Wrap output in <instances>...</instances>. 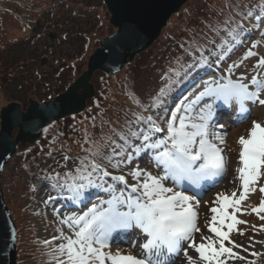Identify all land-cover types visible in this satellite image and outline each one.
Here are the masks:
<instances>
[{
    "label": "snow or ice",
    "instance_id": "1",
    "mask_svg": "<svg viewBox=\"0 0 264 264\" xmlns=\"http://www.w3.org/2000/svg\"><path fill=\"white\" fill-rule=\"evenodd\" d=\"M264 12V4L259 5ZM252 11L246 13V17H252ZM260 20L259 15L256 16ZM227 23V21H226ZM237 27H240L239 25ZM258 27V25H257ZM244 29L241 28V32ZM236 44L241 41L237 38L235 29L228 31ZM264 35V33H262ZM226 43V42H225ZM219 47L223 48L224 44ZM253 48L257 47L253 43ZM232 47L227 51L231 52ZM256 55L249 49L241 58V61ZM225 56L220 54L219 59ZM202 63H208L207 59L201 57ZM196 64L188 65V68ZM239 67L238 64L230 65L229 74L232 69ZM254 70L264 69V57L260 58L253 66ZM177 77L180 76L176 72ZM162 79H166L162 77ZM244 77H238L235 81L229 76L220 80L204 81L202 91H198L191 97L188 95L175 105L171 110L170 117H166L165 127H161L152 116H137V124H146L147 129L131 131L130 136L140 141L139 145L133 146L127 137L121 136L123 146L115 145L111 156L107 157L108 164L114 169H120L122 165L131 164L133 155L139 156L143 151L151 150L154 155L156 167H163V175L154 176L142 172L139 168L132 169L129 173L135 184L129 185L125 175H111L106 168L101 167L100 161L104 159L102 152H92L93 159H80L79 166L75 169V175L66 172L60 181L58 176L51 177L56 180L61 188H66L73 193V199H79L90 188H102L110 193V198L102 201L99 205H93L80 215L67 216L60 221L70 230V235H65L60 229L58 236L51 241H43L45 246L51 247L57 240L60 242L52 247L49 253V264H172L164 258V254H178L182 245L186 243L187 249H193L198 254L202 264H227L228 260L244 261L245 257L239 255L234 249L242 245L236 244L230 239V234L238 232V225L247 224V221L239 219V215L255 213L261 220H264V186L259 188L262 198L257 207L251 212L242 209L241 204L254 193L256 185L264 176V125L253 121L247 137L241 136L238 140L240 145L238 179L241 191L239 196L233 192L231 196L223 193L216 195L212 207L210 221L207 222L208 232L214 234L215 239L201 236V242L197 243L195 234L201 229L197 226L199 204H193L192 197L185 195L182 191L173 187H165L164 181L172 180L179 187L181 181H188L189 184L199 185L200 181L212 177L222 176L226 170V160L223 155V148L211 142L209 137L224 144V135L212 131L214 127L213 105L222 101L225 105L235 102L239 105L242 113H248L245 102L264 106V99L260 93L264 92V78L258 79L253 75L249 83H244ZM171 81L162 87L152 99L150 107L160 108L162 98L170 91L173 83ZM249 84L255 88L249 91ZM139 104V101H135ZM144 111H148L145 108ZM167 112V110H165ZM165 119V117H161ZM247 119V116H244ZM220 127H223L221 125ZM165 133L161 138L157 134ZM120 151L116 152L115 149ZM131 148V153L126 155V149ZM120 157L115 164L112 159ZM68 160V157H64ZM110 177L114 182L107 183L105 178ZM141 177L143 179L141 180ZM124 185L117 193L116 185ZM53 187H56L54 184ZM135 194V195H133ZM55 197H49V200ZM106 205V206H105ZM140 229L147 237L146 242L140 245V255L123 254L120 251L115 253L109 249L110 238L117 230ZM253 227H255L253 225ZM224 229H227L226 231ZM264 231V226L261 227ZM225 241L230 246H225ZM218 245V247H217ZM252 257H258L257 252L249 253ZM187 264H194V260L184 250ZM247 264H256V261H247Z\"/></svg>",
    "mask_w": 264,
    "mask_h": 264
},
{
    "label": "trees",
    "instance_id": "2",
    "mask_svg": "<svg viewBox=\"0 0 264 264\" xmlns=\"http://www.w3.org/2000/svg\"><path fill=\"white\" fill-rule=\"evenodd\" d=\"M9 1L16 0H0L8 3L13 9ZM98 1L105 11L101 0ZM261 4H264V0H189L169 19L153 46L135 56L131 63L122 68L120 74L108 77L99 72L96 94L88 100L84 112L45 127L43 136L33 146L20 145L10 159L16 160L20 173L25 174L29 182V187L24 186L19 197L14 196L18 204L30 198L33 184L37 179L46 178L49 189L56 192V189L61 187L51 177L58 176L62 182L66 172L75 175L80 159H93L90 155L92 152L103 153L101 167L111 171L118 170L108 164L107 157L112 155L115 145L124 143L120 139L121 136L127 137L130 142L132 138L130 132L134 131L133 124L137 116L150 115L156 119L149 111L159 109L150 107L159 90L169 80L179 81L173 83L171 91L162 98L160 110L163 114L174 99L185 90V86L195 74L192 72L198 71L197 62L212 67V61L216 56H220L222 48L219 46L224 44V47H232L233 39L227 35L228 31L235 29L239 38L244 33L237 27L240 26L242 18H246L248 11H252V17L261 13L259 7ZM17 8L19 9L17 16L29 20L25 32L30 33L17 43H8L6 47L0 48V88H3L6 96L12 95V101L22 104L27 101L28 93H31L30 96L37 102H43L53 100L55 96L64 92L66 87L84 72L87 58L98 49L99 41L114 32L106 18L105 27L97 25L99 24L95 18L97 10L94 13L82 10L80 13L83 15L74 22L65 20L62 24L53 22L52 19H63L62 14L70 8L63 0L57 2L52 0L50 5L42 10L43 15L50 16V22L45 25L42 21L46 18L43 20L41 14L37 15L39 9L34 11L32 6ZM34 15L39 16L38 20L41 21L38 27L32 21ZM47 27L57 31L59 38L63 39L62 42L59 40L60 50L51 48L50 38L42 34L43 29ZM74 29L78 31L73 33ZM4 30L6 31L0 26L1 39ZM67 32L69 34H66ZM202 56L208 63L201 62ZM44 57L55 63L46 69L44 75L39 76V83L43 85L41 87L32 82V79L38 78L34 75L32 67L40 63ZM194 63L195 67L188 68V65ZM176 72L180 73L179 77L175 75ZM19 74H24L25 79L19 80ZM50 79H53V83L49 82ZM135 101H139V104ZM145 108H148V111H144ZM164 115L165 113L156 119L158 124L165 120L161 119ZM54 125L60 143L47 133ZM65 156L68 160L64 159ZM116 162L117 157L112 159L111 164ZM54 184L56 187H53ZM9 187L7 191L2 187L3 199H7V194L18 189H13L12 183ZM28 212L27 209L22 211L23 218ZM12 214L10 212L12 221L16 222L17 217L13 219ZM15 227L16 264H49V253L57 243L54 242L51 247L45 246L42 240L36 239L34 230L25 228L20 221Z\"/></svg>",
    "mask_w": 264,
    "mask_h": 264
},
{
    "label": "rangeland",
    "instance_id": "3",
    "mask_svg": "<svg viewBox=\"0 0 264 264\" xmlns=\"http://www.w3.org/2000/svg\"><path fill=\"white\" fill-rule=\"evenodd\" d=\"M51 1L52 0H16L14 2L9 1L13 9L9 7L8 3L0 2V26L6 29V31L4 30L3 38L2 39L0 38L1 39L0 48L6 47L8 43H12V42L17 43L19 39H22L25 36H28L30 33V31L29 33L25 32V28L29 26L30 22L24 17L17 16V11L19 10L17 6H23V7L32 6L34 8V11L39 9L37 11V15L41 14L43 17V20L44 18H46L45 20L47 22L45 20L42 21L43 24L45 25L46 23L50 22L49 20L50 16L49 14L43 15L42 10L46 9L47 6L50 5ZM57 1H61V0H56V2ZM63 1H64V4L66 5L69 4L70 8L68 10H65L64 13L62 14L63 19H59V20L52 19L53 22L58 23V24H62L64 20L66 22H71V21L74 22V20L80 19V16L83 15L80 12L86 9L93 13L97 10L96 15H95V18L98 19L97 22L99 23L97 25H101V27H105L107 25L105 22V18L106 20H108L109 14L106 13V10L104 11V9H102L101 7L102 4L98 0H63ZM14 9L15 11H13ZM37 15H34L35 17H33L32 19L36 27H38L41 22L38 20L39 16ZM257 15L261 17L260 20L256 19ZM257 15H255V17H246V18L243 17L242 18L243 20H241L240 22L241 27H239V29L241 28L244 29L243 31L244 33L238 38L241 41L240 44H236L235 41L233 40L232 42L233 50L231 52L227 51V47H223L220 54H223L225 58L223 60H220L219 56H216L215 58L216 63H214L213 61L215 60H213L212 67H206V66H203L204 64L197 62V66H199V69L197 72L191 71L192 73H195L193 74V76L195 75L200 78L206 77L204 81H209L212 78H213L212 80H216V79L220 80L221 78L225 76H229L232 80L235 81L238 77L243 76L245 78L243 81L244 83H249L253 75H257L258 79L264 78V69H260L259 71H256L253 68V66L257 63V61L260 58L264 57V35H262V33H264V12H261ZM18 20H20V22ZM77 31H78L77 29L76 30L74 29L73 33ZM42 34H44L46 37L49 34L51 35L53 34L52 40L49 41L50 46L51 48L60 50L59 40L62 42L63 39H61V37L59 38V33H57V31H54L53 29H49L47 27V29H43ZM66 34H69V32H67ZM253 43H256L257 47L253 48L252 47ZM249 49H251L254 53H256V55L248 58L247 60L241 61V58L245 55V53ZM42 59H45L46 61L45 65H42V61H41ZM41 60H40L41 61L40 63L38 62L37 64H34V66L32 67V71L34 75L38 77L36 79H32V82L34 84H37L38 86L43 87V85L39 83V79H40L39 76L44 75L46 69H49L50 67H52L53 62L55 63V61H51L50 59L46 57L41 58ZM233 64H238L239 67L233 68L231 74H229L228 68L230 65H233ZM98 75L99 73L95 74L91 78V81H90L92 84H94L95 87L97 86V83H98L97 82ZM18 76H19V80L21 81L25 79L24 74H19ZM201 80L197 81L195 83V86L192 88V90L186 93L188 96L191 97L192 95H195L196 90L197 92L203 90L202 88L203 83L200 84ZM49 82L53 83V79H50ZM254 90L255 88L249 84V91H254ZM30 94L31 93L27 94L28 99L25 103L22 104V103L17 102L19 105H21V108H23L24 111L27 108L28 101L34 100L30 96ZM11 96H12L11 94L9 96H6L5 93L3 92V88H0V110L2 109V107L9 105V103L11 102H14L12 101ZM182 97L183 95L178 98H175L174 102L168 108L167 112H164L165 120L162 122V124H160L161 127H165L166 117H170L171 110L175 108V105L179 103ZM260 98L264 99V92L260 93ZM222 107H223L222 111L227 109V105L225 104H222ZM255 108L256 106H253L251 108V111L249 110L248 115H246L247 119H244L245 115L234 117L232 116L233 115L232 113L225 111V113L223 112L224 117H221L220 120H218L217 118L213 120L214 127L212 128V131L219 132L221 134L226 133V135H224V140L226 141L224 144H220L218 140L213 139L211 136L209 137V139L211 140V142L223 148L224 150L223 155L226 158L225 159L226 168L229 167L230 169H227L224 172V175L219 178L217 183H215L213 186L206 189V192L204 193L203 197H198V194H195V192L192 190V187L187 186L186 183L181 182L179 187H177L173 183V181L169 179L163 182L164 186L173 187L175 190L182 191L185 195L191 196L193 204H196V203L200 204L201 202L206 200L207 199L206 197L210 195L209 192L212 191L213 189L216 191L219 190V192L221 191L220 193H223L228 196H231L233 192H236L237 196H239V192L241 191V188H240V181L238 179L239 174L237 170L240 167V164H239V153L237 154V151L238 150L240 151V145L237 146L235 144L234 139L236 137L233 138V137H229L228 135L230 131H234L235 133H238L237 132L238 129H241V128L243 129L245 128V130H248V128L251 127V124H250L251 121H253L254 119L256 120V122L259 121V123L264 125V116L261 115L258 117L257 115L253 114V112L255 111ZM160 109L161 108L157 110H151L149 111V113L151 115H154L156 119L160 118V115L163 116L164 114V113L163 114L161 113L162 111ZM251 115H253L254 118H252ZM239 117L241 120L239 119ZM226 122L231 127L229 128L230 129L229 132H228V128H224ZM221 125H223V127H220ZM54 128H55V125L52 126L49 129L50 132H47V133H50L49 135L53 136L55 140L58 143H60L61 140H59L57 136H54L57 134V131H55ZM141 128H144L146 130L147 126L143 124H137L136 122L133 124L134 131H139ZM164 134L165 133L162 132L157 135L162 138ZM241 134L242 133H240V135ZM130 143L133 146H137L139 145L140 141L137 139L131 138ZM121 146H123V144H121ZM115 151L119 152L120 149L117 148ZM131 151H132L131 148L126 149V155L131 153ZM153 155L154 153L151 150L143 151L138 157L133 155L132 163L127 164L126 166L122 165L119 170L120 171L119 175H125L126 180L128 181L129 185L136 183V181H134L131 175L129 174L131 170L135 168H139L142 172H147L154 176L163 175V167L161 166L159 167V171L157 170L155 161L153 159ZM118 158L121 159L120 157ZM105 179L107 181V183L104 185L105 188L107 187V184L114 183L110 177L105 178ZM11 183H12L13 189L14 188H18V189L14 190L13 193L9 195L7 194V199L4 198V201H5V204L8 210H10L11 214L13 213L12 214L13 219L17 217L16 222H14V226L20 221V223L24 225L25 228L33 229L35 232L36 239L37 240L40 239L42 241L50 240L54 236H58L60 233L57 231V229H60L65 235H70L71 232L68 229V227L60 223L62 219H64L67 216L80 215L79 214L80 210L84 209L85 211H87L88 208H91L93 205H99L102 201L107 200L108 197H110L111 195L110 193H107L108 194L107 196L101 197L99 194L105 192L102 188H90L79 199H73V193L69 192L66 188H58L56 192H52L48 186L44 185L43 179H42V180L35 181L33 193L30 195V198L27 200L25 199L24 202H21V204H18L17 199H14V198L19 197L20 192L26 186L29 187V182L27 181L26 175L25 174L23 175L20 173L19 164L16 162V160L10 161L7 164V166H5L4 171L2 172L1 177H0V187L1 188L3 187L4 189L6 188V191H7V188H10L9 185ZM261 186H264V176H262L259 182L257 183L256 185L257 190L254 193H252L253 196L256 195V198H260V199L262 198V197H259V196H262V194L259 192V188ZM123 187L124 185L117 184L116 185L117 193ZM213 194L214 193H212V195ZM50 196L55 197V198L49 200ZM253 196L251 198L249 196L247 200L242 202L241 207L242 209H244V211L250 213L253 207L258 206L257 199H254ZM210 198H211L210 201H212L213 203L216 197H210ZM78 205L80 206L82 205V206L80 207ZM211 206H214V203ZM24 209H27L29 212L26 213L23 218L22 211ZM210 209L211 207H208L204 210L206 211V213L209 214V216L212 215V213L210 212ZM239 216H243L241 219L247 221V224L243 226L241 225V228L238 227V229L242 231L244 234L240 235L238 232H233L230 235V239L233 240L236 244L242 245L243 248L245 246H248L247 245L248 242H254L258 247H261L264 249V235H262L260 228H257L258 224H260L258 222L260 218L256 216L255 213H251L248 215H239ZM253 225L255 227H253ZM246 229H248L250 233H254L255 236L252 237V236L247 235ZM205 232L207 235L208 233L207 226H205ZM210 235L211 236H209V238L214 237L213 234H210ZM131 238L132 237H129L127 241L129 242ZM132 241L134 242V239ZM55 242L58 244L60 241L57 240ZM141 243H142L141 241L137 243V246L140 245ZM112 245L116 246L117 244L112 243ZM225 246H230V245L225 241ZM242 256H244V253H242ZM246 258H247L246 261L245 260L244 261L228 260L227 264H247V261H250L253 259L256 261V264H264V254L259 255L258 257L250 256Z\"/></svg>",
    "mask_w": 264,
    "mask_h": 264
},
{
    "label": "water",
    "instance_id": "4",
    "mask_svg": "<svg viewBox=\"0 0 264 264\" xmlns=\"http://www.w3.org/2000/svg\"><path fill=\"white\" fill-rule=\"evenodd\" d=\"M188 1L101 0L114 32L99 41L98 49L87 58L85 71L53 100H29L25 111L11 102L0 110V175L20 144L34 145L46 126L85 110V103L95 96L90 82L95 73L109 77L120 73L152 46L167 21ZM48 37L52 40L53 34ZM41 61L46 64L45 59ZM16 234L0 188V264H16Z\"/></svg>",
    "mask_w": 264,
    "mask_h": 264
},
{
    "label": "bare ground",
    "instance_id": "5",
    "mask_svg": "<svg viewBox=\"0 0 264 264\" xmlns=\"http://www.w3.org/2000/svg\"><path fill=\"white\" fill-rule=\"evenodd\" d=\"M205 78L203 77V78H200L199 79V80L203 79V80H201L200 84L204 82V79ZM216 80H219V79H216ZM196 92H197V90H196ZM185 95H187V94H185ZM221 102L222 101H217L213 105V109H214V119L217 118L218 120H220L221 117H224L223 112L225 113V111H228V112L232 113L233 114L232 116H234V117L241 116V115H248V113H242L240 111V109H239V105H237L235 102H232L230 105H227V109H225L224 111H222V108H223L222 107V104H224V103L222 102V104H221ZM253 106H256L255 111L253 112L254 115H257L258 117L261 116V115L264 116V106H260V105L258 106V103L257 104H252L250 101H246L245 102V107L247 109H249L250 111H251V108ZM251 116H252V118H254L253 115H251ZM239 119H240V117H239ZM253 121H256V120L254 119ZM253 121H251V123H250L251 125H252V122ZM224 128H228V132H229V130H230L229 128H231V127L226 122ZM250 128H248V130H245V128L244 129L243 128L238 129V131H237L238 133H235L234 131H230L228 136L229 137H233V138L236 137L234 139V141H235V144L238 146L239 145L238 144L239 138L241 136H243V135L247 137V133H248V131H249ZM244 132H246V133H244ZM240 133H242V134L240 135ZM224 141H226V140H224ZM238 153H239V150L237 151V154ZM227 169H230V168L227 167L226 170ZM157 170L159 171V168L158 167H157ZM222 176H217V177H212V178H209V179L202 180V181H200V184L198 186L197 185L189 184L188 181H186V180L181 181V182L182 183H186L187 186H189V187H192V190L195 192V194H198V197H203L204 196V193L206 192V189L209 188V187H211V186H213L215 183H217V181L219 180V178L222 177ZM141 179H143V177H141ZM181 182H180V184H181ZM220 192H219V190L216 191L214 189L212 191H210L209 192L210 195H208L206 197L207 199L204 200L203 202H201L199 204V207L196 209L197 212H198L197 226L201 229V231L199 233H196L195 234V237H194L197 243H200L201 242V239L200 238H201L202 235L205 236V237H209V236H211L210 234H212V233L208 232L207 235H206L205 226H207V222L210 221L211 216H209V214L206 213V211H204V210L206 208H208V207H211L212 208V207L217 206L215 204H214V206H211L213 203H212V201H210V199H211L210 197H216V195L218 193H220ZM107 193L108 192L105 191L104 193H101L99 195L101 197H104V196H107L108 195ZM212 193H214V194L212 195ZM133 195H135V194H133ZM252 196H253V194L250 195V198ZM259 197H262V196H259ZM109 198L110 197H108V199ZM253 198L254 199H257V203L259 205V202H260L261 199L260 198H256V195H254ZM81 204H83V203H81ZM244 205H245V203H244ZM78 206H80V205H78ZM78 206H76V207H78ZM84 211H85L84 209L80 210V213L79 214H81ZM237 215H238V218H240V219L243 217V216H239V213ZM262 215H264V214H262ZM258 222L260 224H258V227L257 228H260V230H261V227L264 226V220L259 219ZM241 225L243 226L245 224H241ZM241 225H238L237 227L241 228ZM224 230L226 231L227 229H224ZM261 233H262V235H264V231H261ZM246 234L249 235V236H252V237L255 236V234L254 233H250L248 229H246ZM129 237H132V238L128 242L127 240H128ZM133 239H134V242L132 241ZM212 239H215V237H213ZM146 240H147L146 235L140 229H138V228L132 227L130 229L117 230V231H115L112 234V236L110 238V245H111V247H110L109 250L111 252H113V253H115L116 251H120L123 254H132V255H137L138 256L142 252V249H141L140 245L142 243L146 242ZM140 241L142 243L137 246V243H139ZM112 243L113 244H117V245L116 246L115 245H112ZM247 245L248 246H245L243 248V249H247V251H244V250H242L240 248L234 249V251H236L238 254H241V255H242V253H244V256H246V257H250L251 255H249V253H251L253 251L259 253L260 255L264 254V249L261 248V247H258L254 242H248ZM217 247H218V245H217ZM185 249L188 251L189 256L193 258L194 264H202V262L199 261V259H198V254L193 249H187L186 243L182 245V250L180 251V253H178V254H171V255L165 253L164 254V258L169 259L172 262V264H187V260L185 259V256H184V250ZM246 257H245V261L247 259Z\"/></svg>",
    "mask_w": 264,
    "mask_h": 264
}]
</instances>
